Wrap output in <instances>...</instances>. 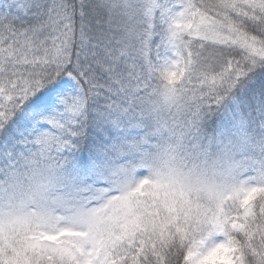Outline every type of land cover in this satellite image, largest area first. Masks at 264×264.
I'll return each mask as SVG.
<instances>
[{"label":"snow or ice","instance_id":"1","mask_svg":"<svg viewBox=\"0 0 264 264\" xmlns=\"http://www.w3.org/2000/svg\"><path fill=\"white\" fill-rule=\"evenodd\" d=\"M205 129L260 158L189 168ZM44 161L0 264H264V0H0V175Z\"/></svg>","mask_w":264,"mask_h":264},{"label":"clouds","instance_id":"2","mask_svg":"<svg viewBox=\"0 0 264 264\" xmlns=\"http://www.w3.org/2000/svg\"><path fill=\"white\" fill-rule=\"evenodd\" d=\"M221 143H217V138ZM209 138L211 143H208ZM158 143H163L158 140ZM174 143V141H172ZM149 151H155L149 149ZM233 145L228 143L223 132L213 133L205 129V141L200 149L196 150L195 158L187 162L191 168L193 164L198 170L210 173L214 168H218L229 160H241L244 157L260 158L259 153L254 149H247L244 152H236L232 155ZM202 153V154H201ZM251 163V161H248ZM71 179L70 174L58 170L48 161H44L27 170V174H20L15 177L0 175V202H7L10 198L17 199L23 195L35 197V206L43 208L47 206L57 195L64 193L55 181L68 184Z\"/></svg>","mask_w":264,"mask_h":264}]
</instances>
